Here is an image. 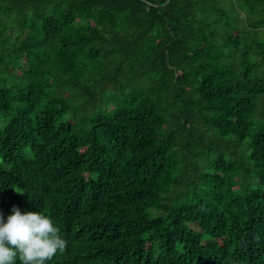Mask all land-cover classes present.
I'll use <instances>...</instances> for the list:
<instances>
[{"label": "trees", "instance_id": "trees-1", "mask_svg": "<svg viewBox=\"0 0 264 264\" xmlns=\"http://www.w3.org/2000/svg\"><path fill=\"white\" fill-rule=\"evenodd\" d=\"M47 264H264V0H0V214Z\"/></svg>", "mask_w": 264, "mask_h": 264}, {"label": "clouds", "instance_id": "clouds-1", "mask_svg": "<svg viewBox=\"0 0 264 264\" xmlns=\"http://www.w3.org/2000/svg\"><path fill=\"white\" fill-rule=\"evenodd\" d=\"M65 248L66 241L50 215L21 211L15 205L6 217L0 214V264H47Z\"/></svg>", "mask_w": 264, "mask_h": 264}, {"label": "built area", "instance_id": "built-area-1", "mask_svg": "<svg viewBox=\"0 0 264 264\" xmlns=\"http://www.w3.org/2000/svg\"><path fill=\"white\" fill-rule=\"evenodd\" d=\"M166 2H167V0H166Z\"/></svg>", "mask_w": 264, "mask_h": 264}]
</instances>
